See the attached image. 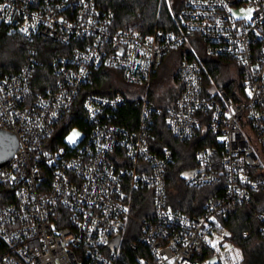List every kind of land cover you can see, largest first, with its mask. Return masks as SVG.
I'll use <instances>...</instances> for the list:
<instances>
[{"label":"built area","instance_id":"built-area-1","mask_svg":"<svg viewBox=\"0 0 264 264\" xmlns=\"http://www.w3.org/2000/svg\"><path fill=\"white\" fill-rule=\"evenodd\" d=\"M0 5L6 34L74 44L69 57L51 62L53 90L34 91L33 59L18 73L0 72V129L18 143L0 168V264H243L244 243L257 237L264 244V0H183L175 28L148 38L113 31V14L94 0ZM249 8L251 20L236 18ZM172 51L180 56L178 95L165 127L183 143L209 138L195 153L194 173L182 179L187 189L209 190L198 216L169 206L173 153L152 136L161 109L141 97L143 118L131 129L116 118L125 96L82 92L100 68L145 89ZM205 59L233 67L232 93L225 86L232 80L217 85ZM75 104L86 129L69 127L52 145ZM73 129L81 137L69 145ZM240 211L255 235L234 236ZM205 237L218 240L216 248Z\"/></svg>","mask_w":264,"mask_h":264},{"label":"trees","instance_id":"trees-1","mask_svg":"<svg viewBox=\"0 0 264 264\" xmlns=\"http://www.w3.org/2000/svg\"><path fill=\"white\" fill-rule=\"evenodd\" d=\"M94 1L99 9L113 14V31H129L143 38L151 37L158 30L170 31L174 29V17L179 13L183 5V0ZM73 47L74 44L63 46L41 39L29 41L19 35L6 34L0 30V72L4 74L18 73L33 59L36 62L31 74L34 91L53 90L56 86L57 78L51 71V62L58 58L69 57ZM178 53L176 71L180 62ZM204 62L211 76L219 74L226 67V64L229 65L227 60L222 59H205ZM176 71L173 73L172 79L177 83ZM156 73L151 76L150 81ZM235 73L236 71L232 70L229 78L232 83L225 84L229 93H232L234 88ZM114 75L121 78L118 72L107 69L100 68L93 71L91 73V84L87 85L82 92L88 91L104 95L121 93L126 97L127 101L116 112L118 123L131 129L137 128L143 118L142 99L137 95L124 92L114 84L110 85V79ZM146 91L145 97L162 111L161 114L154 117L153 140L158 149L166 148L173 153V163L167 169L169 206L173 210L187 216H198L202 213L203 202L206 200L209 190L198 191L185 188L181 175L195 168V153L198 149L208 144L209 138L204 134L197 135L194 139L184 143L173 139L165 127V110L172 105L177 97L178 89L177 92L171 93V101L166 106L156 104L152 100L147 87ZM75 125L83 130L86 129L77 104L73 106L71 112L65 116L63 123L59 125V128L51 136V144L57 146L62 143V138L66 135L69 127ZM132 213L137 217L144 216L137 209H134ZM237 219L238 224L231 227L236 239H239V231L242 229L252 230V235H255V225H250L246 212L240 211ZM244 246L245 259L243 264H264V244L257 240V237H253L252 240L244 243ZM129 260L133 262V257Z\"/></svg>","mask_w":264,"mask_h":264},{"label":"rangeland","instance_id":"rangeland-1","mask_svg":"<svg viewBox=\"0 0 264 264\" xmlns=\"http://www.w3.org/2000/svg\"><path fill=\"white\" fill-rule=\"evenodd\" d=\"M177 64V53L172 51L163 59L161 67L147 86V90H149L152 100L158 105L166 106L171 101V93L177 92L178 84L172 79ZM232 69L233 67L227 69L223 68L214 78L216 84L218 85L222 82H226L231 77ZM110 80V85L114 84L116 87H120L124 92L137 95L138 97H144L147 92L146 88L144 89L143 87L139 88L126 84L119 76L114 75ZM80 137L81 133L76 142L72 145H76L79 142Z\"/></svg>","mask_w":264,"mask_h":264},{"label":"water","instance_id":"water-1","mask_svg":"<svg viewBox=\"0 0 264 264\" xmlns=\"http://www.w3.org/2000/svg\"><path fill=\"white\" fill-rule=\"evenodd\" d=\"M17 147L18 143L16 137L0 129V168L5 166L12 159L17 151ZM193 173L194 171L183 173L181 178L186 179Z\"/></svg>","mask_w":264,"mask_h":264},{"label":"snow or ice","instance_id":"snow-or-ice-1","mask_svg":"<svg viewBox=\"0 0 264 264\" xmlns=\"http://www.w3.org/2000/svg\"><path fill=\"white\" fill-rule=\"evenodd\" d=\"M81 2H83V0H81ZM4 7H6V6H5V5H0V9H3ZM252 11H253V10L250 9V8L247 9V10L241 9V13L243 14L242 17H236V18H243V19L246 20V21H247V20H251V18H252ZM229 12H231V8H229ZM233 16L235 17V13H233ZM25 30H26V29H25ZM82 71H83V70H82ZM248 95L251 96L252 93L249 91V92H248ZM89 111L91 112L92 110L89 109ZM79 136H80V133H79L78 131H76L75 129H73L72 132L69 133V134L65 137V139H66V141H67V144H69V145L74 144ZM61 151H62V150H61ZM197 159H199V157H198ZM241 180H242V182H243V177H241ZM169 218H171V217H169ZM213 219H214V218H213ZM216 226L219 227L218 224H217ZM223 235H224V236H228L229 233H224ZM205 240H206V242L210 243L211 246H212L213 248H216L217 243L219 242L218 240H208L207 237H205ZM224 247L227 249L229 246H228V245H224ZM236 256H237V257L240 256V253H239L238 251L236 252ZM140 264H143V261H141ZM209 264H215V261H210Z\"/></svg>","mask_w":264,"mask_h":264}]
</instances>
